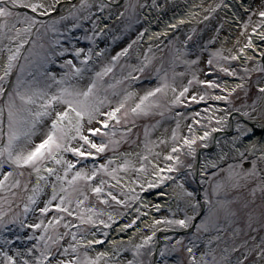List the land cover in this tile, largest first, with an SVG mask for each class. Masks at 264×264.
<instances>
[{"label": "snow or ice", "instance_id": "1", "mask_svg": "<svg viewBox=\"0 0 264 264\" xmlns=\"http://www.w3.org/2000/svg\"><path fill=\"white\" fill-rule=\"evenodd\" d=\"M0 264H264V0H0Z\"/></svg>", "mask_w": 264, "mask_h": 264}, {"label": "rangeland", "instance_id": "2", "mask_svg": "<svg viewBox=\"0 0 264 264\" xmlns=\"http://www.w3.org/2000/svg\"><path fill=\"white\" fill-rule=\"evenodd\" d=\"M108 39L111 40L110 37H109ZM125 39H126L125 37H121V38L117 39V40L112 44L113 49H114V50H118L119 47H121V46L123 45V42H124ZM212 103H213V101H211V100H209V101L207 102L208 105H211ZM204 107H205V104H204V103H201V104L199 105V107H198L196 110L199 111V110L203 109ZM204 115H206V113L203 112V111H201V116H204ZM125 147H126V146H125ZM208 147H210V144L208 145ZM202 148H204V147L201 145L200 148L197 149V151H199V150L202 149ZM153 191H154V190H153Z\"/></svg>", "mask_w": 264, "mask_h": 264}, {"label": "bare ground", "instance_id": "3", "mask_svg": "<svg viewBox=\"0 0 264 264\" xmlns=\"http://www.w3.org/2000/svg\"><path fill=\"white\" fill-rule=\"evenodd\" d=\"M176 2H179V0H176ZM215 151H216V149L214 148V146L210 144V147L204 148V149L202 150V152H201V154H200V157H201V159H203V155H204V154H212V153H214ZM148 199H154V197L151 196V195H149V196H148ZM152 215H155V213L153 212ZM125 222H126V221H125ZM158 235H161V238H162V236H163L164 234H163V233H158Z\"/></svg>", "mask_w": 264, "mask_h": 264}, {"label": "water", "instance_id": "4", "mask_svg": "<svg viewBox=\"0 0 264 264\" xmlns=\"http://www.w3.org/2000/svg\"><path fill=\"white\" fill-rule=\"evenodd\" d=\"M158 237H161V235H159Z\"/></svg>", "mask_w": 264, "mask_h": 264}]
</instances>
